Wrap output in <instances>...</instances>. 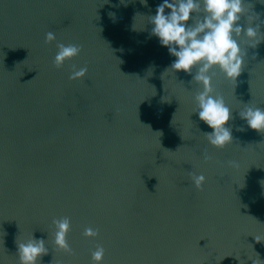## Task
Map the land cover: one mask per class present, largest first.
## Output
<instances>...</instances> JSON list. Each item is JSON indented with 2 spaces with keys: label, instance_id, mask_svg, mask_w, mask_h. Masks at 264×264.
Segmentation results:
<instances>
[{
  "label": "water",
  "instance_id": "water-1",
  "mask_svg": "<svg viewBox=\"0 0 264 264\" xmlns=\"http://www.w3.org/2000/svg\"><path fill=\"white\" fill-rule=\"evenodd\" d=\"M159 3L0 0V264H20L32 236L47 249L36 264H97L98 246V264H264V130L239 115L264 108V0H243L237 23H260L261 40L237 37L235 81L209 70L231 110L223 147L194 112L195 68L173 70L150 34ZM57 43L80 53L56 66Z\"/></svg>",
  "mask_w": 264,
  "mask_h": 264
},
{
  "label": "clouds",
  "instance_id": "clouds-1",
  "mask_svg": "<svg viewBox=\"0 0 264 264\" xmlns=\"http://www.w3.org/2000/svg\"><path fill=\"white\" fill-rule=\"evenodd\" d=\"M141 2L146 3L147 0ZM197 13L199 16L193 23ZM243 13V0H160L155 6L154 14L149 15V22L152 25L150 34L175 57L170 67L173 70H183L185 73H191L195 68L192 80L198 82L201 89L194 96L196 104L194 112L199 120L211 129L205 133L208 142L215 147H223L232 141L230 127L225 124L231 117V110L224 103L223 97L212 94V75L209 70L213 66L218 67L227 78L235 81L241 72L245 56L237 37L243 33L254 39L255 45L261 40L255 38L260 31V23H264V20L258 24L251 21L241 25L237 22ZM254 13L257 14L255 17L257 19L259 13ZM55 38V33L51 31L45 34L46 41ZM56 47L57 51L53 57L56 66H61L65 60L80 53V45L75 43H57ZM86 71V67L76 68L70 73V78H80ZM239 115L249 128L264 130V108L248 106ZM229 163L236 166L235 161ZM191 178L196 187L202 186L205 179L202 173L192 174ZM53 224L56 228L55 244L67 250L69 246L65 237L70 227L69 219L67 217L54 219ZM84 234L94 235L95 230L85 228ZM103 251V248L98 246L92 252V259L97 264L102 259ZM46 252L42 238L32 236L31 239L17 245L20 264H36L37 258ZM249 259L254 264V259Z\"/></svg>",
  "mask_w": 264,
  "mask_h": 264
}]
</instances>
